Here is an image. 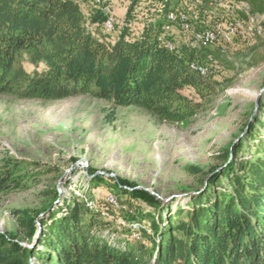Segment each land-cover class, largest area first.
Segmentation results:
<instances>
[{"label":"trees","instance_id":"obj_1","mask_svg":"<svg viewBox=\"0 0 264 264\" xmlns=\"http://www.w3.org/2000/svg\"><path fill=\"white\" fill-rule=\"evenodd\" d=\"M140 1L149 6L133 18ZM182 1L133 0L125 18L114 23L116 34L107 39L108 17L90 0H0V95L41 101L87 96L108 105V123L118 108L185 123L206 110L221 88L213 76L202 77L190 65L222 54L166 32L179 29L170 15L181 12ZM228 2L240 20L264 17V0H201L200 9L210 17ZM263 109L261 97L257 113ZM258 114L251 115L243 139L218 155L219 171L212 170L202 189L175 212L124 180L114 184L121 194L157 209L150 248L115 246L101 234L111 228L100 212L80 199L63 200L59 213L49 212L47 218L14 212L18 233L0 234V264H30L29 257L39 264H264V120ZM248 141L255 142L256 152L244 157ZM188 170L200 173L196 167ZM19 182L17 163L3 160L0 193L23 185ZM48 194L51 200L41 212L58 200L56 191ZM18 239H33L34 245L25 248Z\"/></svg>","mask_w":264,"mask_h":264},{"label":"rangeland","instance_id":"obj_2","mask_svg":"<svg viewBox=\"0 0 264 264\" xmlns=\"http://www.w3.org/2000/svg\"><path fill=\"white\" fill-rule=\"evenodd\" d=\"M132 1L105 0L114 23L125 18ZM200 5L189 0L180 4L181 12L190 19V33L171 30L180 41L187 42L192 33L216 23L224 28L240 20L232 3L217 7L210 17ZM147 6L140 1L132 17H141ZM255 17L262 26L264 17ZM132 27L137 26L133 23ZM113 29L108 32L104 27L107 39L116 34ZM221 48L225 50L220 51L217 68L210 75L220 83V90L206 110L182 124L163 122L134 108H118L114 121L108 123L104 118L108 105L87 96L41 101L0 95V168L5 159L15 161L23 184L0 193V234L18 233L16 210L40 212L39 218H47L49 212L59 213L63 200L80 199L100 212L111 228L101 234L115 246L138 243L150 248L155 237L151 217L157 219V209L121 194L114 184L124 180L135 189L152 192L175 212L202 189L201 181L212 170L219 171L218 155L243 139L251 115L258 114L253 95L264 89V28L260 36L242 31L230 42L219 40L211 50ZM261 97L264 99V93ZM258 115L264 120V109ZM253 145L255 142H246L244 157H249L248 151L255 154ZM189 167L200 173H190ZM98 176L104 180L94 181ZM53 190L58 200L41 212ZM133 223H139L147 236L140 232L134 237L127 226ZM36 225L38 233L41 227ZM18 241L28 249L34 245L33 239ZM28 262L39 264L33 257Z\"/></svg>","mask_w":264,"mask_h":264},{"label":"built area","instance_id":"obj_3","mask_svg":"<svg viewBox=\"0 0 264 264\" xmlns=\"http://www.w3.org/2000/svg\"><path fill=\"white\" fill-rule=\"evenodd\" d=\"M93 5L100 8V10L108 17V20L105 22L104 27L106 31L110 32L113 29L114 20L112 19V12L109 7L105 5V0H90ZM188 1V0H187ZM192 4L199 5L201 0H189ZM170 19L173 22H177L179 28L184 33H190V19L187 13L180 12L178 15L171 14ZM224 24L216 23L211 28H204L201 31H196L190 36L195 41V43L204 48L211 49L216 46L219 40L224 43L230 42L231 39L236 37L238 33L245 32L248 35L260 36L263 34V28L257 23L256 17L249 15L246 20H237L234 23L229 24V26H221ZM173 31V30H172ZM166 32L173 34L169 28H166ZM169 50L174 49V45L168 44ZM224 48H221V51L224 52ZM216 61L212 56H208L202 62H194L190 65V70L198 73L202 77L210 76L214 69H216ZM111 204H116L115 199L110 198L109 201ZM130 231L134 237L137 236L143 228L139 223H133L130 225Z\"/></svg>","mask_w":264,"mask_h":264},{"label":"water","instance_id":"obj_4","mask_svg":"<svg viewBox=\"0 0 264 264\" xmlns=\"http://www.w3.org/2000/svg\"><path fill=\"white\" fill-rule=\"evenodd\" d=\"M262 93H264V89H261L259 92H256V93H254V95H253L256 109L258 108V101H259L260 96L262 95ZM150 194L156 196L158 199H161V198H159L156 194H154V193H152V192H150ZM171 198H172V197H171ZM161 200H162V199H161ZM163 201L166 202L167 200H163Z\"/></svg>","mask_w":264,"mask_h":264}]
</instances>
